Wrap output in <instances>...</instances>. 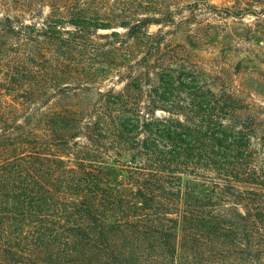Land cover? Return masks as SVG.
Instances as JSON below:
<instances>
[{
    "label": "trees",
    "instance_id": "trees-1",
    "mask_svg": "<svg viewBox=\"0 0 264 264\" xmlns=\"http://www.w3.org/2000/svg\"><path fill=\"white\" fill-rule=\"evenodd\" d=\"M13 2L0 0V264H264L260 125L135 152L107 100L79 110L72 85L45 78L48 32L17 27ZM164 74L150 90L177 104Z\"/></svg>",
    "mask_w": 264,
    "mask_h": 264
},
{
    "label": "rangeland",
    "instance_id": "rangeland-1",
    "mask_svg": "<svg viewBox=\"0 0 264 264\" xmlns=\"http://www.w3.org/2000/svg\"><path fill=\"white\" fill-rule=\"evenodd\" d=\"M13 1L17 27L48 32L45 78L72 85L79 110L107 100L135 152L175 150L169 133L189 127L226 129L233 141L244 127L264 131V0ZM161 72L182 91L177 104L151 92L166 84Z\"/></svg>",
    "mask_w": 264,
    "mask_h": 264
}]
</instances>
